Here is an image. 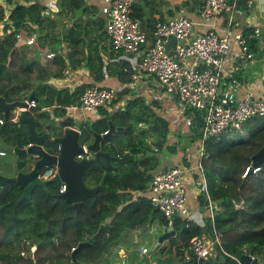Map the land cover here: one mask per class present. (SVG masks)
<instances>
[{"label":"trees","instance_id":"16d2710c","mask_svg":"<svg viewBox=\"0 0 264 264\" xmlns=\"http://www.w3.org/2000/svg\"><path fill=\"white\" fill-rule=\"evenodd\" d=\"M161 1L133 0L131 15L147 32L154 20L153 13L163 16L159 9ZM56 2L58 11L52 16L38 0H18L6 9L0 5V21L6 15L0 32V94L7 90L6 100L11 101L24 99L33 92L36 107L29 113L34 118L36 132H48L50 138L43 142V147L49 153L56 152L57 145L51 138L59 135L64 126L77 127L79 143L88 144L94 133L108 129L110 121L113 131L99 141L100 149L108 151L110 156L107 163L103 156H94L83 183L95 186L103 178L102 189L95 196L85 198L77 210L58 197L57 187L52 183L46 188L35 187L30 199L20 201L17 198L22 190L16 182L0 186V264H102V259L103 264H112L106 257L123 232L136 230L153 219L166 226L158 210L146 198H134L132 192L146 188L162 155L174 154L178 145L184 151L186 145L200 136L202 112L186 108L185 113L191 116L187 131L180 135L184 143L168 142V120L155 112L153 102L145 101L142 96H132L117 110L99 108L95 119L74 121L67 116L66 108L77 104L78 95L88 84L69 90L58 88L49 80L60 76L66 60L71 69L83 66L93 80L100 81L101 52L106 51L101 42L107 38L104 20L95 6L84 0ZM63 16L70 20L67 26L59 21ZM20 29L29 34L34 32L39 47L56 51L53 59L46 62L49 65L40 62L36 51L29 55L28 47L16 45L15 34ZM61 43L65 51H61ZM123 66L126 65L120 64L116 76L126 81L128 72ZM243 125L244 135L226 139L220 134L204 141V175L207 192L218 207L213 226L222 234V249L216 247L213 256L202 259L191 256L185 260L183 247L191 237L210 232L211 223L207 219L203 228L191 223L186 226L175 217L174 236L168 237V244L159 248L183 264H225L232 261L231 256L242 253L259 256L258 264H264V161L257 170H251V155L264 142V116L250 118ZM0 138L7 144L24 146L27 126L3 120ZM0 147L6 153L11 152L1 143ZM30 159L29 155L15 156L16 169L27 171ZM200 202L203 203L201 199ZM235 202L240 205L237 207ZM100 224L102 227L91 239ZM84 240L89 244L77 249L72 261L71 249ZM30 244L35 245L33 258L20 255L21 249L28 253Z\"/></svg>","mask_w":264,"mask_h":264},{"label":"built area","instance_id":"2783aa9c","mask_svg":"<svg viewBox=\"0 0 264 264\" xmlns=\"http://www.w3.org/2000/svg\"><path fill=\"white\" fill-rule=\"evenodd\" d=\"M198 1L197 14L202 20L220 16L229 7L236 10V0ZM132 3L133 0H99L98 4V10L105 20L103 28L107 36L108 50L124 56L137 55L132 67L123 66V70L128 72L130 88L136 89L143 77L152 78L157 91L145 101L154 103L161 95L168 99L175 96L176 104L170 109L181 117L187 127L190 124V117L184 115L185 107L202 112L200 136L196 140L195 160L188 164L179 163L157 169L152 174L148 186L132 192V196L146 198L164 217L166 226L172 225L175 217L180 218L187 226L190 223L185 188V181L188 178L196 188L197 196H200L199 199L203 201L201 204L198 199L199 205L208 212L211 231L207 232L208 236L191 237L182 249L183 257L188 260L191 256L195 258L213 256L216 247L222 249V234L213 226L214 212L218 207L207 192L202 162L205 154L204 141L216 138L225 130L241 128L250 118L264 116V97L253 95L238 97L236 91L240 83L230 72L233 65L229 64V61L234 62L232 57L243 66L252 58L253 53L247 42L248 37L252 35H243L241 32L220 34L211 29L195 33L193 21L182 12L166 14L162 17L154 16L150 31L146 32L140 26V21L131 15ZM0 5L5 8L4 4L0 3ZM5 20L6 15L0 21V32ZM257 32L258 28H253L252 34ZM171 37L175 39L173 47L167 45ZM15 40L17 46L35 47L44 62H50L56 53V51L38 47L35 33L29 34L25 29L16 32ZM61 46V51H65L64 44ZM233 46H236L235 53L231 52ZM230 53L231 57L228 58ZM61 75L66 81L72 78V71L66 60ZM224 76L227 77L222 80ZM51 80L50 82L54 85L62 87V82L60 84L55 78ZM68 87L72 90L75 87L74 82ZM117 91L115 87L109 85L88 84L78 95L77 104L68 108L78 107L84 114H93L98 108L107 111L117 110L124 106L126 99H129L128 97L120 98ZM24 99L28 112L32 107H36V100H28L27 97ZM19 109L15 107L9 112L11 121H16ZM3 120L0 118V124ZM71 127L80 133L77 127ZM80 146L83 151L76 154L75 159L92 156V152L86 148L85 143H80ZM5 154V149L0 147V156ZM257 169L258 166L252 170ZM55 171V166H49L41 171L39 176L48 178ZM64 189L63 183L57 187L58 192ZM24 244L28 245V242L24 240ZM24 250L21 249L20 255L33 258L35 245L28 246V253ZM146 251L144 246L138 248L139 254ZM248 254L251 257L255 256ZM231 258L235 261L237 256L234 255Z\"/></svg>","mask_w":264,"mask_h":264},{"label":"crops","instance_id":"0c3cea01","mask_svg":"<svg viewBox=\"0 0 264 264\" xmlns=\"http://www.w3.org/2000/svg\"><path fill=\"white\" fill-rule=\"evenodd\" d=\"M16 1L18 0H4V2H0V3L4 4L9 8L10 6H12L13 2ZM38 1L44 5L45 12L47 14H50V16L53 15V12L58 11L57 4L51 6L49 2L50 0L47 1L38 0ZM55 1L56 0H54V3H56ZM84 1L88 5L95 6L97 9V13L99 12L98 10L99 0H84ZM162 1H161V5L159 6V9L160 11H162L163 15L173 14L175 12H182L193 21L194 23L193 31L195 33L201 32L206 29H211V30H215L220 34L225 32H228L230 34H233L235 32H241L244 33L245 35L248 34L252 35L251 37L249 36L247 40L249 49L253 53L252 58L249 59L247 64L243 66L238 63V60H235L234 57H232L231 59L234 62L232 63L229 61V64L233 65V69L230 72L233 76L237 78V80L240 83V86L236 91V95L238 97H243L246 95L264 97V77H263L264 76V0H249V3L248 0H236V5H235L236 10L229 7L228 9L224 10L220 16H214L209 18L208 20H202L197 14V5L199 2L198 0H162ZM98 15H100L103 18L100 12ZM154 16H158V12H154L153 18ZM255 27L258 28V32L252 34V30ZM106 40L104 42H101L104 46H106V51L105 53L101 52V57H102L101 59L103 63L102 66L103 77L100 81L93 80L92 77L89 75L87 69L83 66H79L76 67L75 69H71L69 67L72 71V78L69 81L63 80L62 75L60 74V76L55 77L57 82L59 83L62 82L63 85L60 83L62 87L64 86L68 87L73 82L75 87L80 84L109 85L115 87L118 90L117 92L120 98L128 97L130 99L132 96H142L145 99H147L151 97L154 93H156L157 90L154 87L152 78L143 77V79L137 85L136 89L130 88V84L128 83L129 79L126 81H121L117 78L116 72L119 70L120 64H125L129 68L132 67L137 58V55L130 54L128 56H124L123 54L121 55H119L118 53L115 54L111 50H108V44L106 43ZM174 43L175 40L173 42L169 41L167 45L169 47H173ZM231 52L232 53L236 52V46H233L231 48ZM230 57H231V53L228 58ZM226 77L227 76H224L222 80H225ZM50 81L52 80L50 79L49 82ZM70 81L73 82L70 83ZM54 86L58 87L59 85H54ZM127 100L128 99H126V101ZM124 102L125 100L123 101V104ZM174 104H176L175 96H173V98L171 99H168L166 97H162L161 95L157 98L156 102H154V110L156 113L160 114L162 117L168 120V124H169L168 139L170 138V141L168 142L170 143L178 142V144H180L179 142L180 137L176 135L178 133L181 135L185 134L187 129L185 130V132H183L182 130L180 132H177L178 131V126H177L175 128L176 132L175 133L171 132L172 125L177 124L179 123V120H182L181 117H179L172 109H170V107H172ZM186 108L188 107H185V109ZM44 109H48V107H44ZM98 109L93 114H88V113L84 114L83 112L80 111L78 107L75 108L67 107L66 115L72 118L74 121H80L84 119H95L97 118L98 115ZM184 115L191 116L189 115V113L186 114L185 112ZM195 155H196V140L192 142L191 145L189 146L186 145L184 147V151H182L178 145L177 150L174 154L169 156L166 155L161 156L158 169L164 168L163 167L164 165L165 167H168L170 165H175L182 162L185 164L192 163L195 160ZM14 164H15V160H14ZM15 170L17 171L16 167ZM185 188H186V204L188 207L190 223L195 224L200 228H203L205 226V221L207 219L209 220L210 223L208 212L203 208V206L199 205L196 188L193 186V184L190 182L188 178L185 181ZM157 222H158L157 219H153L150 222H148V224L145 225L150 226L153 224L157 227L158 226ZM161 226L159 227L160 229ZM162 227L164 228L162 231H164L166 226H162ZM133 231H135V234H138L140 229L138 228L137 230H131L129 232H125L124 239L125 238L127 239V237L130 235L128 233L133 234ZM201 235L208 236L207 232H203ZM165 239L167 240V238ZM122 240L123 239H121V241H117L116 243H114L113 247L116 248V246L119 245V250H117V254L120 258V262L123 264H158L160 263L158 261L159 260L158 258L163 259L161 261V264H183L180 260L176 259L175 257L169 254L166 256L162 255L157 258L155 257L156 259H158L157 261H155L152 255L148 253V250L145 253L139 254L137 248V250L134 253H132L130 252L129 245H127L126 248L125 245L122 244ZM159 245L162 246L160 243ZM159 245L156 246L157 249L159 248ZM158 250H160V248ZM110 252H113V250L111 249ZM131 254H134L136 257H132Z\"/></svg>","mask_w":264,"mask_h":264},{"label":"water","instance_id":"95a60500","mask_svg":"<svg viewBox=\"0 0 264 264\" xmlns=\"http://www.w3.org/2000/svg\"><path fill=\"white\" fill-rule=\"evenodd\" d=\"M171 37L169 41H174ZM168 41V42H169ZM168 44V43H167ZM7 90L0 94V111L5 120L9 119V112L18 107L19 113L16 119L17 124L25 123L27 126V145L17 146L7 144L0 138V143L9 151L19 155H29L32 157L33 165L27 171L17 170L15 174L6 176L0 173V186L6 182H16L21 187V194L17 201L23 199H30L32 190L35 187L46 188L47 184L52 183L56 187L60 183L64 184L65 189L58 192V197L70 203L75 210L79 209L83 200L87 197H92L102 189L103 178L95 186H87L83 183V177L87 169L93 165L94 156L100 155L105 158L106 163L109 160V152L100 149L99 141L103 136L110 134L114 126L109 121L108 129L102 133H94L93 140L86 144V148L92 152L93 156L89 158L75 159L74 156L82 153V147L79 144V133L73 127H65L59 135L51 139L56 143L57 150L55 153L47 152L43 147V142L49 139L48 132L41 134L37 133L34 127V118L32 114L27 111V103L25 99H15L11 101L6 100ZM27 99H34L33 92H30ZM264 161V142L261 146L251 155V169L259 166ZM49 166H55L56 171L48 178H41L39 173ZM102 224L98 227L97 231L91 235V239L98 233ZM172 225L165 227L163 233L158 237L157 244L163 239L174 236ZM87 240L79 241L71 249L72 261H74V252L82 246L88 245ZM195 257V256H193ZM202 259V257H198ZM260 257H251L248 253H242L237 256L235 261L227 262L225 264H258Z\"/></svg>","mask_w":264,"mask_h":264},{"label":"rangeland","instance_id":"374dc122","mask_svg":"<svg viewBox=\"0 0 264 264\" xmlns=\"http://www.w3.org/2000/svg\"><path fill=\"white\" fill-rule=\"evenodd\" d=\"M45 1H47V0H45ZM54 4H57V2L54 3V0H50V5L53 6ZM6 8H8V7L5 6V9ZM98 14H99V12H98ZM92 16L94 17L95 14H92ZM59 21L62 22L65 26H67L69 24V21L70 20H69L68 17L65 18L63 16V20H60L59 19ZM58 28H59V30H61V25L58 24ZM35 51L38 53V51H37V49L35 47H28L27 48V52H28L29 55H34L35 54ZM39 54H37V56H38L40 62L42 64L49 65L48 63L44 62L40 58ZM2 118H3V116H2ZM8 120H10V119H7L5 121H8ZM171 124H173V123H171ZM177 126H178V131L177 132H180L181 130L183 132H185V130L188 128L187 127V124L183 120H179V123L172 125V129H171V132L172 133H175L176 132L175 131V128ZM65 127H69V126H64L63 128H65ZM221 134L224 135V137L226 139H234V138L238 137L239 135H244L245 134V128H244V125H243L241 128H238V129L225 130ZM180 135L181 134L178 133L176 136L180 137ZM168 141H170V138L168 139ZM179 142H180V144H183L184 143V139L182 137H180ZM189 145H191V144H189ZM189 145H187V146H189ZM242 152H246V151H242ZM14 160H15V156L11 152L6 153L4 156H0V173L3 174V175H6V176H11V175L15 174L16 173L15 172L16 170H15ZM32 165H33V162L30 159V161L28 162V168L30 169V167H32ZM163 167L165 168V165ZM235 204L237 206H239L240 205V202H235ZM157 225H158L157 227L155 225H153V224L150 225V226H148V225L140 226L139 227V229H140L139 233L138 234H135V231H133V234L132 233H128L130 235L127 237V239L126 238L124 239V233L125 232H129V231H125V232H123L120 235V237H119V239L117 241H121V239H123L122 240V244L125 245L126 248H127V245H129L130 252H132V253H134L137 250V248H139L140 246H144L148 250V253L150 255H152L153 259L155 261H157L159 259L158 261L160 263H158V264H161V261L163 259L162 258L161 259L160 258L156 259V258L157 257H160L162 255H165L166 256L169 253L167 251L163 250V249L162 250L161 249L158 250L159 248L158 249L156 248V246L159 245V244H157L158 237L163 233L162 230L164 229L159 224V222H157ZM160 226H161V229L159 228ZM1 239H2V237L0 235V242H1ZM113 244L111 245V247L109 249V252L111 251V249L113 250V252L108 253V255L106 257L107 258V261H108V263H112V264H113V262H114V264H123V263L120 262V258L118 256V254L115 253V252H117V250H119V245H117L116 248H115V247H113ZM160 244L163 245V246L164 245H167L168 244V241L166 239L165 240H162L160 242ZM115 254H116V257H115ZM131 256L132 257H136L134 254H131ZM100 263L103 264V259L101 260ZM43 264H48V263L47 262H44Z\"/></svg>","mask_w":264,"mask_h":264},{"label":"clouds","instance_id":"9594fccd","mask_svg":"<svg viewBox=\"0 0 264 264\" xmlns=\"http://www.w3.org/2000/svg\"><path fill=\"white\" fill-rule=\"evenodd\" d=\"M69 127H71V126H69ZM79 144H80V143H79ZM92 156H93V154H92ZM92 156H91V157H92ZM31 159H32V157H31ZM252 169H253V168H252ZM252 169H251V170H252ZM252 171H253V170H252ZM254 171H255V170H254ZM57 187H58V186H57Z\"/></svg>","mask_w":264,"mask_h":264}]
</instances>
